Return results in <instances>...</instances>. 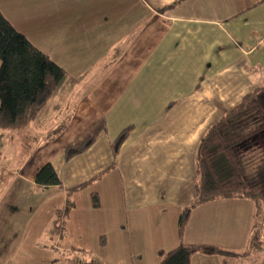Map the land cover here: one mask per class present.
<instances>
[{
	"label": "crops",
	"instance_id": "crops-1",
	"mask_svg": "<svg viewBox=\"0 0 264 264\" xmlns=\"http://www.w3.org/2000/svg\"><path fill=\"white\" fill-rule=\"evenodd\" d=\"M174 1L0 0L9 22L66 70L48 105L31 120L42 129L36 145L14 170L1 164L10 154L1 159L0 153V191L12 189L5 186L11 174L23 189L7 201V192L0 195L4 207L16 208L11 217L22 219L19 232H33L43 210L57 207L55 196L63 206L68 188L108 167L111 142L132 124L115 165L91 181L98 184L97 209L104 197L120 192V205L110 201L102 222L112 227V264H157L159 249L176 246L178 213L193 199L200 137L251 88L264 85V0H182L158 9ZM101 117L105 130L65 161L63 147ZM60 125L59 134L48 138ZM23 127L13 129L14 140L20 142ZM47 163L61 186L35 183L37 168ZM75 210L74 201L59 240L84 230L83 222L81 227L72 219ZM253 212L248 199L202 203L191 211L182 240L243 253L254 230ZM261 244L227 263L219 254L197 252L190 264H264V235Z\"/></svg>",
	"mask_w": 264,
	"mask_h": 264
},
{
	"label": "trees",
	"instance_id": "trees-1",
	"mask_svg": "<svg viewBox=\"0 0 264 264\" xmlns=\"http://www.w3.org/2000/svg\"><path fill=\"white\" fill-rule=\"evenodd\" d=\"M181 1L176 0L158 9L164 11ZM65 74L66 70L62 66L34 46L0 11V131L20 128L33 120L48 105ZM251 117L258 124L245 133L240 132L242 124ZM63 127H57L48 138H55ZM105 128L104 118H98L63 147V159L68 161L87 150ZM132 128V124L124 126L111 142L113 159L108 167L67 189L65 203L56 210L57 216L52 224V232L57 236L63 234L66 218L73 206L71 193L85 187L115 165L120 145ZM257 140L264 147V85L251 88L235 105L214 120L200 137L194 157L193 199L178 213V243L167 250L159 249L157 264H190L191 256L197 252L219 254L227 263L232 256L248 255L261 249L264 235V160L254 174H249L238 155L242 146ZM34 181L42 187L61 186V180L50 163L37 168ZM230 198L248 199L254 204V230L247 251L236 253L216 245L183 242L185 225L195 207L208 201ZM91 202L94 207L99 205L96 192L91 193ZM71 264L102 263L89 256L87 260L72 259Z\"/></svg>",
	"mask_w": 264,
	"mask_h": 264
},
{
	"label": "rangeland",
	"instance_id": "rangeland-1",
	"mask_svg": "<svg viewBox=\"0 0 264 264\" xmlns=\"http://www.w3.org/2000/svg\"><path fill=\"white\" fill-rule=\"evenodd\" d=\"M261 84H264V80L261 81ZM257 124L258 121L251 117L242 124L240 132L245 133ZM23 128V136L20 142L12 138L13 129L3 130L6 132V136L0 137L1 159L10 154L9 160H6V163L1 161V164H5L10 170H14L15 166L28 155L42 132L41 127L36 126L35 122L32 121ZM238 155L246 172L254 174L264 160V147L261 145V141H252L246 146H242ZM6 173L3 176L8 177L10 172ZM105 179L107 180L108 177ZM8 182L5 183L6 188L11 187L12 189L0 191V195L7 192L6 201L8 196L14 194L16 190L21 189L23 191L18 177L11 174ZM114 183H117L116 176H112V186ZM97 185V182H92L71 193V199L76 204L72 219L75 220V223L77 220L81 227L83 222L84 230H80L81 234L75 231L68 232L60 240L59 236L52 232V224L57 216L56 208L62 207L61 198L58 201L55 196L51 200L57 204V207L52 212L49 211L48 207L44 209L45 212H42V217L39 215L38 220L33 223V232L28 234L19 232V228L23 226L22 219L15 220L12 218L11 211L16 208L11 209L9 205L4 207L0 203V264H71L72 259L87 260L89 256L99 260L102 264H104L102 262L104 260L112 264V247L114 246V244L112 245V227L109 226L108 222L109 225L102 222L107 217L110 201L118 206L121 203V197L120 192L115 189L112 197L103 198V208L97 209L91 202V193L96 192ZM41 196V194L35 193L36 199L39 200ZM125 229L128 230V227ZM117 244L119 241L116 242V246Z\"/></svg>",
	"mask_w": 264,
	"mask_h": 264
},
{
	"label": "built area",
	"instance_id": "built-area-1",
	"mask_svg": "<svg viewBox=\"0 0 264 264\" xmlns=\"http://www.w3.org/2000/svg\"><path fill=\"white\" fill-rule=\"evenodd\" d=\"M264 41V35L261 36V38L259 39V42H263Z\"/></svg>",
	"mask_w": 264,
	"mask_h": 264
}]
</instances>
